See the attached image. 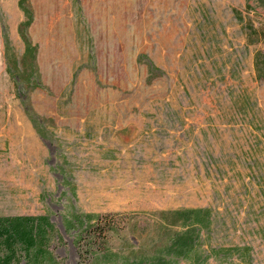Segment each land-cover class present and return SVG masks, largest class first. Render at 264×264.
Segmentation results:
<instances>
[{
    "label": "rangeland",
    "instance_id": "rangeland-1",
    "mask_svg": "<svg viewBox=\"0 0 264 264\" xmlns=\"http://www.w3.org/2000/svg\"><path fill=\"white\" fill-rule=\"evenodd\" d=\"M182 209L206 264H264V0H0V216L93 264Z\"/></svg>",
    "mask_w": 264,
    "mask_h": 264
},
{
    "label": "trees",
    "instance_id": "trees-1",
    "mask_svg": "<svg viewBox=\"0 0 264 264\" xmlns=\"http://www.w3.org/2000/svg\"><path fill=\"white\" fill-rule=\"evenodd\" d=\"M205 210L182 209L174 212L175 217L170 218L166 214V242L133 262L110 253L104 237L99 245L102 253L95 254L88 250L87 253L95 258L93 264H180L181 260L189 264H206L208 256L204 251H201L202 255L200 252L201 231L211 227L212 221ZM107 222L106 225L112 228L113 221ZM174 225H181V229L172 231L169 226ZM98 226L90 227V230L95 228L94 232L91 230L93 234H97ZM49 229L47 216H0V264H16L22 257L31 264L49 262L53 256L48 249L50 237L46 231ZM99 234L104 236L102 231Z\"/></svg>",
    "mask_w": 264,
    "mask_h": 264
}]
</instances>
